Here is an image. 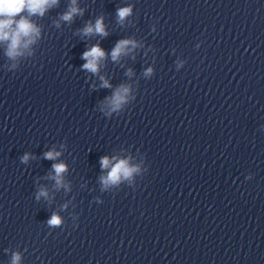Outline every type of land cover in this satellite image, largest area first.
Listing matches in <instances>:
<instances>
[{
  "label": "clouds",
  "instance_id": "1",
  "mask_svg": "<svg viewBox=\"0 0 264 264\" xmlns=\"http://www.w3.org/2000/svg\"><path fill=\"white\" fill-rule=\"evenodd\" d=\"M57 0H0V17H5L4 19H0V41H9L8 46V55L10 57H14L19 54V48L21 46L27 47L28 44L32 43L35 39V36L39 34V30L34 27L31 21L25 17L21 16L19 20H14L13 18L22 13L25 8L28 10V14H40L43 15L46 7H50L52 4H55ZM75 0H73V4ZM78 12V9L72 7L68 13H66L62 19L66 21H70L72 16ZM130 9L124 8L118 11V15L122 20L124 17L129 15ZM15 23L16 27L13 28L12 25ZM86 34L89 33H98L101 35H107L104 31V26L102 20H97L95 26L89 25L84 29ZM22 38H27L22 40ZM128 43H132L131 41H121L116 45V47L112 51L113 60L117 59V57L124 51L125 46ZM105 56L103 49L99 46H94L91 50L86 51L83 54V58L88 60L83 67L88 69L89 71L96 72L97 71V62ZM104 86H108L107 82H105ZM122 92H127V89H121ZM124 99V97L118 92L113 100V104L115 107H119L120 102ZM47 159H55L59 153L48 152L45 154ZM27 160V156L24 157ZM110 164V161L107 157L102 158L101 166L107 168ZM56 172V182L59 185L61 183V173L65 171V165L63 164H55L53 165ZM134 169H129L126 166L125 161H120L115 164V166L110 171L108 177L104 178L105 184L111 182L116 183L120 175L122 174L124 177H128ZM40 195L46 196L47 193L45 191H41ZM50 225H58L60 224V219L53 215V217L48 222ZM19 259V256L14 257L13 264H16V261Z\"/></svg>",
  "mask_w": 264,
  "mask_h": 264
}]
</instances>
